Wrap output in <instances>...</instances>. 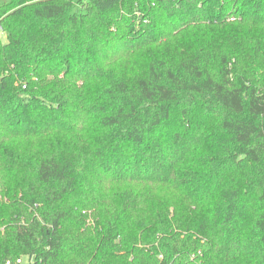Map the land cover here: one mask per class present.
Listing matches in <instances>:
<instances>
[{
    "label": "trees",
    "instance_id": "obj_1",
    "mask_svg": "<svg viewBox=\"0 0 264 264\" xmlns=\"http://www.w3.org/2000/svg\"><path fill=\"white\" fill-rule=\"evenodd\" d=\"M0 264H264V0H0Z\"/></svg>",
    "mask_w": 264,
    "mask_h": 264
},
{
    "label": "built area",
    "instance_id": "obj_2",
    "mask_svg": "<svg viewBox=\"0 0 264 264\" xmlns=\"http://www.w3.org/2000/svg\"><path fill=\"white\" fill-rule=\"evenodd\" d=\"M32 263V258H21L16 259L14 261L12 260H6L4 264H31Z\"/></svg>",
    "mask_w": 264,
    "mask_h": 264
},
{
    "label": "rangeland",
    "instance_id": "obj_3",
    "mask_svg": "<svg viewBox=\"0 0 264 264\" xmlns=\"http://www.w3.org/2000/svg\"><path fill=\"white\" fill-rule=\"evenodd\" d=\"M0 37L5 41V35H3L2 32H0Z\"/></svg>",
    "mask_w": 264,
    "mask_h": 264
}]
</instances>
